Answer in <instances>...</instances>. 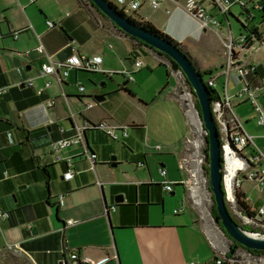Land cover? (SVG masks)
I'll list each match as a JSON object with an SVG mask.
<instances>
[{
    "label": "crops",
    "instance_id": "obj_1",
    "mask_svg": "<svg viewBox=\"0 0 264 264\" xmlns=\"http://www.w3.org/2000/svg\"><path fill=\"white\" fill-rule=\"evenodd\" d=\"M179 7L166 0L158 9L159 14L168 15L166 21L160 25L152 19L145 21L177 40L199 70L217 67L215 89L221 92L218 79L224 77L223 89L226 54L220 44L225 38L207 48L208 32L220 38L218 32L201 29L190 15L197 25L184 28L182 36L174 35L171 26L177 25ZM262 19L251 24H262ZM47 20L54 27L49 28ZM98 23L76 0H0V210L8 214L0 218V247L17 246L33 264H73L71 252L93 260L108 257L102 264H216L225 250L211 239L207 220H199L198 209L179 182L183 175L178 159L189 124L175 95L176 74L135 40ZM76 30L88 35L79 36ZM14 31H18L16 38L11 35ZM40 45L42 54L36 51ZM72 49L100 55L102 68L116 72L71 70L62 84L54 75L39 76L45 54L64 58ZM201 49L217 61L201 64ZM245 53V61L256 64L252 77L256 82L264 77V48ZM141 54L156 65L144 62L135 68L134 60H141ZM146 66L165 67L167 78L149 98L138 93L141 84L133 76ZM123 71H130L133 80ZM232 73L235 92L241 81ZM120 76L125 84L119 83ZM85 78L91 86H86ZM28 79L33 86L26 84ZM46 80L48 87H44ZM229 80L230 76L227 86ZM78 85L83 86L82 92ZM49 99H54V105L45 110L42 104ZM87 103L92 107L87 108ZM260 103L264 107V95ZM99 120L127 125V137L113 140L88 129L80 142L58 152L51 149V142L75 135V128L85 122ZM155 145L160 149H154ZM90 153L96 154L93 168L87 158ZM68 168L73 176L66 180L63 174ZM159 168L166 170L165 176ZM163 180L173 182L171 191L163 188ZM177 186L184 194L181 205L192 213L189 226L164 213L165 193L176 194ZM118 196L122 200L116 202ZM257 203L262 205L259 199ZM189 233L196 240H188Z\"/></svg>",
    "mask_w": 264,
    "mask_h": 264
},
{
    "label": "built area",
    "instance_id": "obj_2",
    "mask_svg": "<svg viewBox=\"0 0 264 264\" xmlns=\"http://www.w3.org/2000/svg\"><path fill=\"white\" fill-rule=\"evenodd\" d=\"M33 2L34 0H29ZM113 6L121 11L126 16L133 18L136 21L144 22L145 17L138 13V10L145 4L154 11L161 8L162 3L166 0H108ZM177 6H181L191 17H193L199 27L203 30H211V28L221 25L219 15H224L228 24L229 37L222 41L226 50V62L222 67V74L225 75V83L222 92L215 89L217 84L216 75H211L205 79L208 88L211 87L218 92V97L211 100V111L217 128V133L220 142V156H221V184L224 193V200L227 204L229 212L239 218L242 225L249 228L248 231L254 237L264 238V206L258 205V198L251 200L248 196V191L256 188L259 194L264 192V151L255 142L254 136L249 134L243 122L235 115L233 111V102H247L251 105L254 113L255 123L259 126L264 139V107L260 103V97L264 95V77L258 78L256 82L252 81V77L256 74V64L245 61V51L252 54L260 47L264 48V33L260 30L262 24L256 25L260 38L247 33H240L236 37L231 36V30L227 19V14L231 12L233 6L238 5L241 8V24L247 26L250 21L255 19L257 11L264 10V0H169ZM214 11L215 13H212ZM170 13V9L165 10ZM135 14V15H133ZM49 28L54 27V23L49 20L46 21ZM14 38L17 37L18 31L11 34ZM36 51L43 53V47L40 45L36 47ZM245 53V54H246ZM135 68L143 66L140 60H135L133 63ZM71 70H81L87 72H107L113 74L116 71H105L102 68V57L100 55H84L80 54L75 49L64 58H54L50 54H45V61L40 66V77L54 75L59 84H62L69 75ZM234 71L236 77L241 81V86L233 94L228 92L227 82L230 73ZM178 72H181L178 70ZM122 73L129 80H133L130 71H123ZM26 84L33 86L32 79H28ZM50 82L46 80L44 87H48ZM79 91H83V86L78 85ZM42 88H37L40 93ZM3 89L0 88V93ZM54 99H49L43 102L44 109H49L54 105ZM87 108L92 107V103H87ZM188 119V124L194 128L184 138V150L178 159V169L183 177L179 181L186 188L187 194L192 204L198 209L202 216L203 211L208 201V195L205 187L207 180L203 176V158H202V142L199 139L201 135L200 129L194 125L193 114L187 107L184 110ZM52 120H49L51 123ZM101 131L113 140H120L127 137V125H117L109 123L107 120H99L97 122L87 123L75 128L76 133L73 136L62 137L59 140L53 141L50 144L52 150L58 152L60 149L68 147L73 143L80 142L85 130ZM60 131L63 128L60 127ZM206 135V132L204 130ZM154 149L159 150L160 146L155 145ZM91 168L94 166L96 159L95 153L87 155ZM205 161V153H204ZM142 165V163H138ZM161 176L166 175V170L159 168ZM206 175L207 172L205 171ZM73 176V170L68 168L63 174V178L68 180ZM249 182L253 184L254 188L245 189L243 184ZM163 188L166 191H171L173 182L163 180ZM208 188V186H206ZM209 190V189H208ZM59 203L63 204L62 197H59ZM114 209V206L111 207ZM178 210H174L177 212ZM6 212L0 210V218L7 216ZM72 223V221H68ZM17 249V246H9ZM228 251V250H227ZM227 251L220 252L219 258L216 259V264H236L244 260L247 263L259 264L262 255H256L249 251L239 252V249H233L230 255ZM256 256H259L258 259ZM261 256V257H260ZM69 259L73 264L81 262L83 264H102L107 261L108 257H101L99 259H91L87 256L79 258L76 252L69 254ZM63 263H67L63 260ZM193 264V263H192Z\"/></svg>",
    "mask_w": 264,
    "mask_h": 264
},
{
    "label": "rangeland",
    "instance_id": "obj_3",
    "mask_svg": "<svg viewBox=\"0 0 264 264\" xmlns=\"http://www.w3.org/2000/svg\"><path fill=\"white\" fill-rule=\"evenodd\" d=\"M77 2H79L78 4H80L81 6L85 7L86 10L89 11V15L91 14V18H93L98 24H100L101 26H103L104 28H106V30L112 31L114 33H116L117 35L120 36H124L125 38H130L128 35L124 34L122 31H120L112 22H110V20H108L106 17H104L103 15H101L99 13V11L93 7H91L86 0H76ZM182 2H184V0H182ZM81 3H85V4H81ZM208 1L205 0V4H207ZM138 13H140L142 16H144L146 19H152L154 21H156L157 25H160L162 23H164L166 21V17L168 15H164V14H159L160 12L154 11L152 9H150L148 7V5H144L142 6V8H140L138 10ZM176 13V24L175 26H171V29L174 33V35L177 36H182L184 33V28H191V27H195L197 25V23L189 16V14L182 9V7L180 6L178 9H176L175 11ZM212 13H215L214 11H212ZM256 13V18L253 19V21L250 23H257L258 21H260L261 16L263 14V12H255ZM188 14V15H187ZM135 15V14H133ZM242 14H241V8L238 5H235L232 7L231 12L227 14V18L230 24V28H231V33L233 35V37L237 36L239 33H246L247 30L245 29V27L241 24V19H242ZM218 19H221V24L220 26L211 28L212 30H215L216 32H218L220 38L218 36H216L215 34H213L212 32H208L207 36H210L208 41L205 42V45L207 46V48L209 46L213 47V42H215V40L218 43H215V45H219L220 40L221 39H226L228 38V29H227V20L226 17L224 15H219ZM262 27L264 28V23H262ZM264 30V29H263ZM164 33V32H163ZM264 33V32H262ZM75 34H78L79 36H87L88 34H86V32H83L82 30H76ZM91 36V34H90ZM98 36V34H97ZM172 38V37H171ZM174 39V38H172ZM132 40V38H131ZM175 40V39H174ZM134 41V40H133ZM136 41V40H135ZM177 42V40H175ZM137 42V41H136ZM138 43V42H137ZM139 44V43H138ZM202 44H204V42H202ZM139 46H142L145 49L146 53H149L153 56H155V58L157 59H161L162 62H165L168 64L169 69L171 71H173V73H175L176 75V90H175V95L177 97V100L180 104V106L183 108V110H185L187 107L191 110L192 114H193V121L195 120L194 125H196V127L198 128V130L200 129L201 131V135H199V139L202 142V158H203V166L206 165V162L204 161V148L206 146L205 143V138L206 135L204 133V129L202 127V122L200 120L199 117V113L196 109V98L193 95V93L191 92L188 83L185 80V77L183 75L182 72H178V70L174 69V67L171 64L170 58L168 56H166L165 54L159 53L151 48H149L148 46L145 45H141L139 44ZM222 51L225 52L226 54V48L223 46V44L221 45ZM121 52H123V49H121ZM186 52V51H185ZM200 53H202V58L200 59L201 64L203 65H208L209 63H215L217 61V57H208V55L206 54V56L204 55L203 50H199ZM125 54V52H123ZM188 53V52H187ZM189 54V53H188ZM190 55V54H189ZM141 62H147L149 65H156L155 61L152 60L149 56L145 55V54H141ZM152 60V61H151ZM135 61V60H134ZM194 61V59H193ZM208 62L207 64H205V62ZM116 68V67H114ZM116 71V70H115ZM233 72V71H232ZM230 73V80H229V85H228V90L230 93L234 92V88L232 86L233 84V79H232V75L233 73ZM115 76H117L115 74ZM133 76L140 82L141 84V89L139 90L138 93H142L145 97L149 98L150 95L153 94V91L156 87H158V85L162 86L166 84L167 82V78H166V71H165V67L163 66H159L156 69H151L150 67H143L140 72L139 75L138 73L133 74ZM205 77V76H204ZM85 84L87 87L91 86V82L90 80H87V78L84 79ZM125 79H123L120 76V81L119 83L121 84ZM219 82V88L221 89L222 92V84L221 82H223L224 77L218 79ZM236 102H233V111L235 113V115L243 122V126L246 129V131L253 135L256 136L255 142L258 146H260L263 151H264V147H262L261 142L264 140L260 139L261 135L263 134L262 129L256 125L255 123V117L253 118V110L251 108V105L248 103H244L242 105L239 106H235ZM194 127L192 125L189 124V132L193 129ZM208 164V163H207ZM204 168V167H203ZM205 178L207 180V175L205 173V170L203 169V176L202 178ZM202 185L205 187L207 195L208 197V201L206 202V206L204 211L202 212L203 215L202 216H198L199 220L204 221L207 220L208 222V227L210 229V235H211V239L216 242L217 244H219L220 248H224V250H228L229 246L232 245V239L229 238V236L223 232V230L220 228L219 224L212 218L211 216V205H212V199H211V193L208 190V188L206 187L207 184H203ZM176 188V194L174 195H170L168 192L165 193V198H166V202L165 205L163 206L164 208V213L165 215H171L173 219H175L176 221H182L187 223V225H191L192 224V213L188 211V208L183 205H181V203L184 201L183 199V192L180 190V187L177 186ZM243 188L245 189H249V188H254L252 183L249 182H245L243 184ZM248 196L251 198V200H254L255 198H258L260 203L264 206V192L259 194L258 190L256 188L249 190L248 191ZM173 209L178 210V213H174ZM231 215L233 216V218L240 224L242 225V222L239 218H237L236 216H234L232 213ZM187 239H191V240H196L195 237H193V234L189 236H186ZM239 249V252H246L247 250L242 248V247H237ZM257 259L259 256H256ZM261 257V256H260ZM0 264H33L31 262V260L24 254L22 253L20 250L14 248V247H0ZM236 264H249L244 260H241L239 262H237ZM252 264V263H250ZM259 264H264V256L261 257V259L259 260Z\"/></svg>",
    "mask_w": 264,
    "mask_h": 264
},
{
    "label": "water",
    "instance_id": "obj_4",
    "mask_svg": "<svg viewBox=\"0 0 264 264\" xmlns=\"http://www.w3.org/2000/svg\"><path fill=\"white\" fill-rule=\"evenodd\" d=\"M90 2L120 31L138 39L157 52L165 54L183 73L186 82L189 83L191 91L199 104V117L202 122V127L206 132L205 143L207 145L206 156L208 158L207 186L212 195V200L215 203L218 221L224 232L236 243L249 250L264 251V238L254 237L250 231L245 230L233 218L225 203L221 184L220 142L211 111L212 92L204 82L202 73L197 64L193 61V58L181 49L178 42L171 37L167 38L150 28L143 27L133 22L108 0H90ZM125 83L126 81L123 82V84ZM95 99L100 101L103 100V97H96ZM121 200L122 196L115 198L116 202ZM106 215H108V210H106ZM232 251L233 249L231 252Z\"/></svg>",
    "mask_w": 264,
    "mask_h": 264
},
{
    "label": "trees",
    "instance_id": "obj_5",
    "mask_svg": "<svg viewBox=\"0 0 264 264\" xmlns=\"http://www.w3.org/2000/svg\"><path fill=\"white\" fill-rule=\"evenodd\" d=\"M87 1V3L91 6V7H93V8H95L96 9V7L90 2V0H86ZM79 3V2H78ZM81 4H85V3H81ZM83 7V6H82ZM83 8H85V7H83ZM262 12H263V14H262V16H261V19L263 18V16H264V10H261ZM261 11H258V12H261ZM121 12V11H120ZM101 15H103L101 12H99ZM122 13V12H121ZM123 14V13H122ZM125 15V14H124ZM104 16V15H103ZM105 17V16H104ZM127 17H129V16H127ZM107 18V17H106ZM133 22H135V23H137V24H139V25H141V26H143V27H146V28H150L151 30H153V31H155V32H158L159 34H161V35H164V36H166L167 38H170L168 35H166V34H164L163 32H161V31H159L158 29H156L150 22H148V21H144V22H139V21H136V20H134L133 18H131V17H129ZM108 19V18H107ZM264 21V19H262V22ZM245 27V29L247 30V32L249 33V34H251V35H254V37H256V38H260V34L258 33V30H257V27H256V25H254V24H251V23H249L247 26H244ZM127 35V34H126ZM129 36V35H128ZM130 38H132L133 40H136L139 44H141V45H145L143 42H141V41H139L138 39H136V38H134V37H131V36H129ZM179 44V43H178ZM180 45V44H179ZM145 46H147V45H145ZM149 47V46H148ZM149 48H151V47H149ZM151 49H153V48H151ZM181 49H183L182 47H181ZM154 50V49H153ZM156 51V50H155ZM171 61V60H170ZM171 64H172V66L174 67V69H176V70H180L179 68H178V66L173 62V61H171ZM218 70V68L217 67H214V68H209V69H206V70H200V72L202 73V77H203V80L205 81V79L207 78V77H210L213 73H215L216 71ZM205 76V77H204ZM188 83V82H187ZM188 85H189V83H188ZM189 88H190V85H189ZM209 89L211 90V92H212V94H211V100H213V99H216L217 97H218V92L216 91V90H214L213 88H211V87H209ZM190 90H191V88H190ZM192 92V91H191ZM194 95V94H193ZM195 105H196V109H197V111H198V113H200V107H199V104H198V102L196 101L195 102ZM200 115V114H199ZM204 153H205V162H206V165L204 166V168H205V171L207 172V169H208V166H207V161H208V158H207V156H206V153H207V145L205 146V148H204ZM211 199H212V195H211ZM211 216H212V218L215 220V221H217V223L219 224V226H220V228L222 229V227H221V225H220V222L218 221V216H217V212H216V209H215V203L213 202V200H212V205H211ZM245 230H249V228L247 227V226H244V225H241ZM223 230V229H222ZM223 232H224V230H223ZM230 238V237H229ZM237 247H242V248H244L243 246H241L240 244H238V243H236L234 240H232V245H230L229 246V249H228V251H227V255H230L231 254V250L232 249H236ZM2 248H4V247H2ZM244 249H246V248H244ZM247 251H249V252H251V253H253V254H256V255H262V256H264V251H260V250H249V249H246Z\"/></svg>",
    "mask_w": 264,
    "mask_h": 264
}]
</instances>
